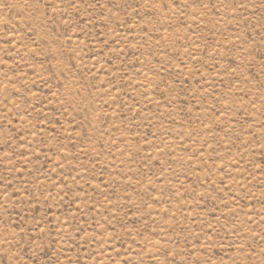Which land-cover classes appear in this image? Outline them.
<instances>
[{
	"label": "rangeland",
	"instance_id": "374dc122",
	"mask_svg": "<svg viewBox=\"0 0 264 264\" xmlns=\"http://www.w3.org/2000/svg\"><path fill=\"white\" fill-rule=\"evenodd\" d=\"M0 264H264V0H0Z\"/></svg>",
	"mask_w": 264,
	"mask_h": 264
}]
</instances>
